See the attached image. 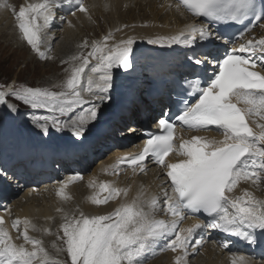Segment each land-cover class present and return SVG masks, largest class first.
I'll return each mask as SVG.
<instances>
[{"label":"snow or ice","instance_id":"1","mask_svg":"<svg viewBox=\"0 0 264 264\" xmlns=\"http://www.w3.org/2000/svg\"><path fill=\"white\" fill-rule=\"evenodd\" d=\"M0 7L11 9L19 38L41 60L51 58V37L47 29L54 23L57 10L67 8L71 16L77 12L89 14L85 0H43L18 9L0 0ZM175 7H183L195 17L203 18L202 22L189 25L176 35L148 39L146 43L168 48L183 45L191 53L186 54L190 71L184 79L185 99L180 102L184 106L178 107L175 113L162 112L156 117V128L160 131L145 129L148 138L143 142L142 151L120 161L134 172L145 171L146 159L162 166L169 181L162 192L163 203L159 196L148 200L138 196L109 214L88 216L80 212L79 216L70 217L66 213L61 224L63 235L59 236L64 246L56 251L66 250L71 264H147L158 252L169 250L176 254L175 264H189V256L202 250L209 229L234 236L250 246H264V199L255 198L249 191L235 198L226 195L242 180L253 185L264 180V123L257 125L258 130L248 123L250 117L264 121V71L255 70L258 64L264 69V37L248 39L239 47H226L251 28L264 27V0H179ZM234 25L244 28L239 37L229 39L221 29ZM109 39L111 34L101 43L93 42L87 55L81 52L71 58L81 63L71 67L65 82L54 86L60 91L25 84H0V108L4 110L0 122L21 115L22 104L28 109L23 115L40 135L70 133V144L82 145L86 134L102 121V109H112L115 104L119 84L114 79L117 74L114 70L129 73L138 67L135 37L112 45L108 44ZM42 46L46 50H41ZM221 46H225L223 53L219 51ZM82 47H89L87 40ZM89 57L95 60L90 68ZM86 68L88 74H85ZM84 93L90 99H85ZM145 103L148 101L142 94L130 89L121 107L136 110ZM240 103L245 107H239ZM41 110L47 114H37ZM176 122L197 131H208L209 126H215L223 140L196 135L174 149ZM174 150L183 159L166 162ZM11 178L8 170L0 166V179ZM77 179L82 176L76 174L58 182L63 185L58 195L63 197L69 182ZM101 191L108 195L103 199L92 196L93 204H106L122 194L126 197L129 190L110 188L105 183ZM157 212L170 214L173 219L170 222L158 219ZM185 213L205 214L207 220L180 227ZM11 228L18 233L15 239H22L23 243L15 242L4 216L0 215V264H59L42 240L29 235L30 229L39 230L31 219L14 218ZM198 230L204 234L199 235ZM221 245L229 248L227 241H221ZM231 264H249V260L233 253Z\"/></svg>","mask_w":264,"mask_h":264},{"label":"bare ground","instance_id":"2","mask_svg":"<svg viewBox=\"0 0 264 264\" xmlns=\"http://www.w3.org/2000/svg\"><path fill=\"white\" fill-rule=\"evenodd\" d=\"M99 1L100 0H93V3H88L87 6H94L99 7ZM134 1L136 0H107L106 6L111 11H115V13H119L117 20H114V25L110 26L109 30H106V33L103 34L104 36H108L111 34V39L108 40V44L112 45L114 43H118L122 39H127L129 37H135L138 40V43L134 45V48H136L139 52L138 56V67L137 69L140 70L141 67H146L148 64V59L151 55L154 53L153 45L146 43L148 39H156L159 37H166V36H172L178 34L181 30H184L190 25L189 23L180 24L177 22V16L174 15L175 11L171 10L170 12L166 10L167 1L163 5H159L158 0H139V2L134 4ZM138 11V16L136 17L135 14L132 16V11ZM109 12V14L112 15V12ZM131 13V17L129 18V23L124 24L121 20L122 17H126ZM95 14L100 15L102 12L99 9L95 10ZM109 14H103L105 19H109ZM90 16H94V14H91ZM85 13H77L74 16V19L78 20L80 23H85ZM125 25H128V27H124ZM263 28V27H262ZM68 33H72V31H68ZM65 39L68 38H75L73 34H64ZM264 36V34L262 35ZM86 39L83 38L82 42ZM101 42L104 41L103 39H100ZM96 42V41H95ZM176 50L174 52H178V59L182 61V53L186 51V48L183 45H174L173 46ZM78 48V52L81 51ZM71 50H67V52H70ZM91 51V50H90ZM58 60V58L56 59ZM90 65L89 68L92 66V63H95V60L91 57H89ZM74 65H76L74 63ZM157 67L159 65L157 64ZM156 67H152L151 70L148 71H155ZM117 74L122 73L120 70H114ZM141 71H139L140 73ZM130 73V74H129ZM125 73L124 77H117L115 80H117L119 84L118 94L121 91L122 86L131 85L134 82H138L140 79V75H137L136 72H129ZM85 74H88V69ZM116 74V75H117ZM139 77V78H138ZM150 76H148L149 78ZM138 78V79H137ZM118 94L114 97V99H117ZM85 98L90 99L87 93H84ZM117 101V100H116ZM115 101V103H116ZM115 105V104H114ZM87 107V106H86ZM85 109V107H84ZM86 110V109H85ZM109 109H102V111H108ZM125 114H128V110L125 112ZM134 116V115H133ZM251 119L254 121L256 129L258 130L257 125L259 123H264V121L260 120L259 118L251 117ZM122 120H125V117L122 118ZM91 127V126H90ZM95 127H92L93 129ZM19 134H22L21 131L17 130ZM124 134V132H123ZM51 140H55L54 138H50ZM120 151H129L130 146H125L122 144H119ZM109 156V155H108ZM107 157V155H106ZM110 163L115 167V170L113 172L106 170V165ZM22 168V166H21ZM30 171V170H28ZM49 172L52 171H43L44 173L42 176L47 178V182H52V179H49L51 175H49ZM31 173V172H30ZM120 170L116 167L115 162L112 160V156L110 155L109 159H105L103 163H101L94 171L90 172L89 175L86 177L84 192H83V199H81V210L85 215L92 216V215H102V214H108L109 211L107 210L111 204H114L115 208L121 206L122 204L126 202H131L133 199L137 198L138 196L143 200H148L151 198L154 194L158 193V185L151 184L152 179L149 177L147 182H144L142 179V176H140L136 171L131 173H128V176H130V180L124 179L121 176H119ZM35 175H38L37 173ZM127 176V177H128ZM126 177V178H127ZM155 183L157 182V179L153 180ZM107 183L109 187H119L122 189H128V195L125 197L123 194L116 199H113L114 202H108L104 205H95L91 202L92 196H97L98 198H103L108 195L107 192L101 191V186L103 184ZM51 184H47V186H50ZM84 186V185H83ZM75 186L72 188V191ZM234 190V189H233ZM245 191L251 192L254 196L257 195L259 191L256 190V187L252 185L251 181H244L241 184V186L237 187L235 190L236 195L243 196ZM262 199V198H261ZM78 200V199H77ZM119 200V201H117ZM40 201L36 200V198H33L32 202ZM117 201V202H116ZM54 207L51 208H45V211L43 212V217L46 218L45 225H50L51 222L47 220V218L51 215L54 216L53 225L57 227V224L59 223V219L61 218L63 220L64 215L67 213L68 208L65 207L64 203L66 202L64 198L61 196L54 199ZM23 205V204H22ZM68 206V205H67ZM60 207L62 211L56 212V209ZM72 212V210H70ZM75 212V211H74ZM70 217L71 215L67 213ZM173 218L170 217V219H167L166 222H170ZM33 223L37 226V229L43 228V225L40 221L34 220ZM39 234V230L37 231ZM207 236L206 242L204 243V247H202L205 256H200L202 254H198L192 256H189V264L190 260L194 261L196 258V261L198 260V264H231V258L232 254L236 253L237 255H243L240 254L234 246H230L229 248H224L221 245L219 235H221V232H218L216 230H207ZM46 235L49 237V243H48V250L57 253V247H56V238L58 236H62L63 232L61 231L60 235L54 234L52 231L50 233H46ZM229 241V240H227ZM59 247H63V241L58 239ZM231 244V243H230ZM163 254L166 255V262L163 263V261L155 262V260L158 259L157 256L154 258H150L147 260V264H175V253L169 251H164ZM162 255V253H161ZM248 260L249 264H257V259L259 257L255 256H248L247 254L244 255ZM163 258V257H162ZM263 259V258H262ZM261 259V260H262ZM200 261V262H199ZM230 261V262H229ZM196 264V263H194ZM258 264H261L258 263ZM264 264V263H263Z\"/></svg>","mask_w":264,"mask_h":264},{"label":"rangeland","instance_id":"3","mask_svg":"<svg viewBox=\"0 0 264 264\" xmlns=\"http://www.w3.org/2000/svg\"><path fill=\"white\" fill-rule=\"evenodd\" d=\"M131 13H132V16H133V14H135L136 17L139 14L137 10L136 11L134 10ZM131 13H129V15L126 17H122L121 20L123 21L124 24L129 23L128 20L131 17L130 16ZM109 19H105V20H109ZM178 20H179V17L177 18V22L180 24H185V23L179 22ZM104 37L102 34V36L99 37L97 39L98 41H96V42L101 43L100 39H103ZM136 40H138V39L136 38ZM89 44H93L91 40L89 41ZM79 50L81 51V49H79ZM56 61L57 60L49 61L47 63H42V62L36 60L35 58H33L31 56L28 57L26 49H24L22 47L17 49L15 47H13L12 45H6V43L4 42V39L0 38V80L4 79L7 76H10V77H13V79L16 78V79L21 80V81L24 80L25 82H29V81L37 82V81H40L42 79L47 78L49 75V79L51 81H48L42 85L50 84L53 82V78H55V76L58 72V71L57 72L54 71V69L56 67V65H55ZM85 99H87V98H85ZM86 106L87 105L84 106L85 109H87ZM109 158H110V155L109 156L107 155V157L104 156V159H109ZM101 163H102V161L99 162L97 165H95L96 167L95 166H94V168L92 167L91 172L94 171ZM142 179H144L143 180L144 182H147V180H148V178H146L145 175L142 176ZM84 187H85V183H82V190H80L78 192V194L76 195V200H75V203L78 206L77 210H75V211H77L79 214H80V212H82V210H81V199H83ZM79 188H81V185L75 186V188L73 190L75 191V190H78ZM261 198H262V195H259L258 199H261ZM39 199L40 198H36V200H39ZM64 200L66 201L64 203V205L66 208H68L67 205H69V203H71V202L69 200H66V199H64ZM67 213H69V211H67ZM58 239L59 238L57 236L55 243H56V247L60 248L59 244H58ZM161 253H162V255H161ZM156 256L158 257V259L155 260L154 263L155 262L157 263L159 261H163V263L166 262V255L163 254V252H158V254ZM200 258H202V257H200ZM194 260H196V258ZM263 260L264 259H262L261 261H258V259H257V264L260 262H261V264H263ZM63 264H66V263L63 262Z\"/></svg>","mask_w":264,"mask_h":264}]
</instances>
